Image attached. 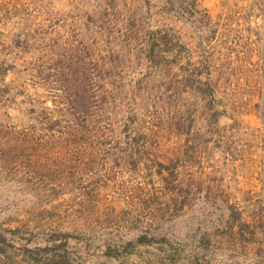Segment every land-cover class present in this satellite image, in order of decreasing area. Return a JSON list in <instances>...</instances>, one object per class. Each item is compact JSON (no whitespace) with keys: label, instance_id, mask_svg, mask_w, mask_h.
Masks as SVG:
<instances>
[{"label":"trees","instance_id":"obj_1","mask_svg":"<svg viewBox=\"0 0 264 264\" xmlns=\"http://www.w3.org/2000/svg\"><path fill=\"white\" fill-rule=\"evenodd\" d=\"M91 1L90 13L84 16L75 40L66 33L59 12H50L21 20L16 32L0 41V106H8L23 93L6 82L14 64L5 60L11 55L5 50L16 47L25 52L37 41L41 46L36 77L53 106L40 103L32 108L33 125L0 124V165L27 171L30 163L35 174L42 175L40 156H27V150L39 153L47 145L57 146V157L63 153L83 162L89 179L97 178L84 188L80 180L76 188L81 201L77 218L81 217L83 225L93 219V226L85 229L125 227L138 230V234L132 240H105L92 247L84 235L74 232L45 233L25 223L0 224V264H82L81 252L92 250L124 264L141 249L171 246L166 236L152 229L177 218L213 190L202 178L198 161L209 151L220 120L232 119L213 105L208 74L199 69L190 73L185 65L177 66L186 45L183 27L176 30L164 8L153 13L147 10V17L140 14L134 4L138 0ZM143 2L149 5L148 0ZM36 18L37 23L33 21ZM38 27L42 36L34 38ZM175 67L183 72L178 85L202 97L201 109L195 106L197 114H185L169 106L178 94ZM130 73L139 95L146 82L154 78L164 81L159 96L151 98L145 90L146 108L129 107L128 99L124 101ZM169 136L180 140L177 148H165ZM123 173L125 176H121ZM65 178L57 185L59 193ZM101 192L109 193L110 201ZM225 204L226 245L251 246L255 262L264 264V225L256 237L255 229L242 220L240 212L232 204Z\"/></svg>","mask_w":264,"mask_h":264},{"label":"rangeland","instance_id":"obj_2","mask_svg":"<svg viewBox=\"0 0 264 264\" xmlns=\"http://www.w3.org/2000/svg\"><path fill=\"white\" fill-rule=\"evenodd\" d=\"M143 1L134 3L140 14L146 16L147 10L153 13L164 8L167 15L172 16L174 28L183 27L186 45L177 66L185 65L190 73L199 69L208 74L213 87V105L232 120H220L210 139L209 151L202 153L198 161L202 178L212 186V192L208 197L200 196L177 218L152 229L166 236L171 246L141 249L140 254L130 256L124 264H257L251 246L230 247L223 233L227 232L226 202L255 229L256 237L264 225V0H148L149 5ZM92 4L91 0H0V41L16 32L21 20L50 12H59L66 33L75 40L77 29L82 27ZM16 9L19 11L12 15ZM33 21L37 23L39 19ZM41 32L38 27L32 35L41 38ZM40 46L37 41L34 48L25 52L16 47L5 50L6 54H11L6 55L5 60L14 64V69L6 75V82L19 87L23 93L8 106H0V124L33 125L32 108L40 103L53 108L45 87L39 85L36 77ZM178 68L173 70L177 76L174 87L182 82L183 72ZM126 80L130 81H127L124 101L128 99L127 106L134 105L137 109L147 107L145 90L154 98L165 88L162 79L154 78L145 83L146 88H142L139 95L131 73ZM184 88L175 87L178 94L169 101V106L185 114H197L195 106L201 109L202 97ZM164 145L172 150L180 145V140L169 136ZM57 148L47 145L39 153L27 150V156L34 153L40 156L42 175L35 174L30 163L27 171L0 165V224L25 223L45 233L74 232L84 235L92 247L100 246L105 240L134 239L138 230L125 227L85 229V226H93V219L83 225L81 217L77 218L81 201L76 188L80 180L83 188L89 187L96 177L89 179L91 176L83 170V162L63 153L57 157ZM33 160L37 161L35 157ZM63 177L66 178L59 193L57 185ZM101 193L110 201L109 193ZM113 206L118 209L116 204ZM82 252V264H118L100 256L96 250Z\"/></svg>","mask_w":264,"mask_h":264}]
</instances>
